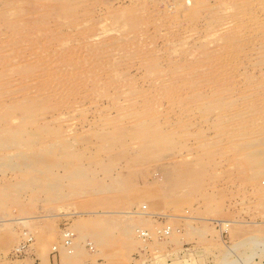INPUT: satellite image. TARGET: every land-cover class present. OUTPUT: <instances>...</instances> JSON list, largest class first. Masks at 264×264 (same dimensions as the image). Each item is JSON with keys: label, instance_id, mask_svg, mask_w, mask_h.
<instances>
[{"label": "rangeland", "instance_id": "rangeland-1", "mask_svg": "<svg viewBox=\"0 0 264 264\" xmlns=\"http://www.w3.org/2000/svg\"><path fill=\"white\" fill-rule=\"evenodd\" d=\"M0 264H264V0H0Z\"/></svg>", "mask_w": 264, "mask_h": 264}, {"label": "bare ground", "instance_id": "bare-ground-1", "mask_svg": "<svg viewBox=\"0 0 264 264\" xmlns=\"http://www.w3.org/2000/svg\"><path fill=\"white\" fill-rule=\"evenodd\" d=\"M262 151H263V149H262ZM260 154V153H259ZM257 157V156H256ZM259 161V160H258ZM51 164V163H50ZM262 164V163H261ZM258 165V164H257ZM259 166V165H258ZM40 183V182H39ZM56 190V189H55ZM66 235L65 236H67L66 238H65V240H64V243L65 244H67L66 246H70V245H72V243H73V241H72V237H71V233L70 232H67V233H65ZM143 234V233H142ZM166 234H169V232L168 233H166ZM74 239V238H73ZM68 246V247H69ZM70 247H72V246H70ZM67 248V247H66ZM69 252H70V250H69Z\"/></svg>", "mask_w": 264, "mask_h": 264}, {"label": "built area", "instance_id": "built-area-1", "mask_svg": "<svg viewBox=\"0 0 264 264\" xmlns=\"http://www.w3.org/2000/svg\"><path fill=\"white\" fill-rule=\"evenodd\" d=\"M167 232H168V231H166V233H167ZM142 233H143V234H142L143 236L147 235L146 232H142Z\"/></svg>", "mask_w": 264, "mask_h": 264}]
</instances>
